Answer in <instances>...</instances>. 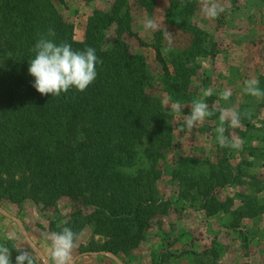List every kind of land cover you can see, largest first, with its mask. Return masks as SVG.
Here are the masks:
<instances>
[{"label":"rangeland","instance_id":"rangeland-1","mask_svg":"<svg viewBox=\"0 0 264 264\" xmlns=\"http://www.w3.org/2000/svg\"><path fill=\"white\" fill-rule=\"evenodd\" d=\"M62 1L54 0L74 23L75 40L83 42L95 9L110 11L116 0ZM143 2L123 0L130 23L121 38L131 53L148 62L151 92L175 126L173 145L159 174L152 172L145 155L146 140L134 164L122 167L133 177L151 170L154 181L144 186L154 198L144 214L147 227H121V237L116 239L106 224L99 227L92 222L79 234L71 264H264V216L248 226L242 216L264 205V98L243 91L249 79H256L264 90V0H217L224 11L215 19L204 15L202 0L194 1L189 18L173 13L174 0ZM153 17L160 27L145 30L142 21ZM186 18L187 23L183 22ZM166 30L172 35L171 43L165 38ZM115 37L113 27L106 32L107 46ZM165 48L170 51L164 52ZM200 49L205 55L194 58ZM173 59L194 72L193 90L182 100L176 97ZM205 89L212 90L211 97H203ZM225 89L232 93L227 101L220 99ZM196 98L205 99L210 110L217 101L216 109L191 132H179ZM177 103L182 111L172 108ZM230 107L241 113V124L232 128L225 122L224 135L229 142L241 141L239 148L221 146L217 140L219 109ZM213 166L218 170L213 172ZM189 178V188L201 187L215 198L209 206L196 189L192 188L189 197L181 194L180 182ZM224 179L231 182L215 188ZM220 204L223 209L229 204L233 207L211 214ZM77 207L69 196L52 208L31 199L12 203L0 196V244L11 249V264H16L21 250L30 251L34 264H52L50 241L45 236L61 231L65 225L61 221L68 220ZM113 247L117 252L110 251Z\"/></svg>","mask_w":264,"mask_h":264},{"label":"trees","instance_id":"trees-1","mask_svg":"<svg viewBox=\"0 0 264 264\" xmlns=\"http://www.w3.org/2000/svg\"><path fill=\"white\" fill-rule=\"evenodd\" d=\"M194 1L174 0L173 13L191 17ZM123 7V0H116L110 11L95 9L85 41L78 42L74 23L54 0H0V196L12 203L31 199L44 208L71 197L78 207L64 227L78 237L92 222L99 227L106 224L116 239L121 237V227H147L144 214L154 198L144 186L154 181L151 170L160 173L174 140L172 117L151 92L148 62L131 53L121 38L130 23ZM113 27L116 37L107 46L106 32ZM49 28L55 31L49 38L57 44L66 41L81 51L92 47L103 61L96 65L97 77L85 91L72 88L52 96L40 94L33 86L29 61L35 56L37 40ZM193 55L205 53L200 49ZM173 65L176 97L182 100L193 90L194 72L181 61L174 60ZM144 140L152 169L137 177L125 174L122 167L134 164ZM191 181L181 180V194L189 197L196 189L209 206L215 198L201 187L189 188ZM230 182L224 179L215 188ZM232 207L223 209L220 204L210 213ZM259 212H264L263 205L242 216Z\"/></svg>","mask_w":264,"mask_h":264},{"label":"clouds","instance_id":"clouds-1","mask_svg":"<svg viewBox=\"0 0 264 264\" xmlns=\"http://www.w3.org/2000/svg\"><path fill=\"white\" fill-rule=\"evenodd\" d=\"M202 3V12L208 18L215 19L224 11L217 0H202ZM142 23L145 30L148 31H155L160 27L155 17L144 19ZM54 36V29L49 28L47 34L41 35L33 48L35 56L29 61V73L35 78L33 86L40 94H51L52 96H59L62 92L67 93L72 88L80 92L85 91L97 77L96 65L102 64L103 61L98 59L94 48L87 47L82 51L74 50L72 45L66 41L57 44L49 38ZM171 36L166 30L165 38L169 40V43H171ZM163 51L168 52L170 49L165 48ZM258 84L256 79H249L245 82L244 93L264 98V90L260 89ZM211 95V89L204 90L203 97H211ZM231 95V91L225 89L220 93V99L227 101ZM217 103L216 101L210 110L205 99H194L191 103V114L184 116L185 123L179 127V132H183L185 129L191 132L198 123L213 114ZM172 108L182 111L178 103L172 105ZM219 111L220 126L216 129L218 142L221 146L239 148L241 141L233 139L229 142L224 135L223 125L228 122L232 128L240 127L241 113L232 107L221 108ZM61 223L66 225L67 220L61 221ZM45 238L50 241L52 264H71L72 252L79 238L78 234L70 227H63L61 231L46 234ZM19 253L16 257V264H34L30 251L21 250ZM0 264H11V249L4 244H0Z\"/></svg>","mask_w":264,"mask_h":264},{"label":"crops","instance_id":"crops-1","mask_svg":"<svg viewBox=\"0 0 264 264\" xmlns=\"http://www.w3.org/2000/svg\"><path fill=\"white\" fill-rule=\"evenodd\" d=\"M250 199V198H249ZM262 206V205H261ZM264 206V205H263ZM249 211H247V213H248ZM262 215L264 216V212H259V213H257V214H255V215H253V216H248L247 215V217H245V219H243V221H247V226H248V224H252V225H254V224H256L257 222H259L260 221V219L262 218Z\"/></svg>","mask_w":264,"mask_h":264}]
</instances>
